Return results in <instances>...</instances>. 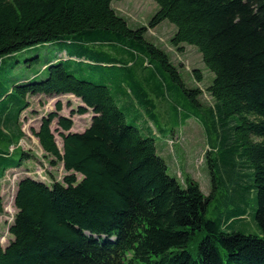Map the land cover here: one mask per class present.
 <instances>
[{"label":"trees","instance_id":"16d2710c","mask_svg":"<svg viewBox=\"0 0 264 264\" xmlns=\"http://www.w3.org/2000/svg\"><path fill=\"white\" fill-rule=\"evenodd\" d=\"M114 1L0 0V215L8 172L40 160L20 144L29 97L74 94L85 106L73 115L95 113L85 132L72 133L60 101L33 130L45 161L69 174L52 185L19 182L14 239L4 248L0 231V264H264V0H155L149 27L169 21L172 45L199 49L215 74L212 104L148 40L149 27L131 28ZM50 43L70 59H49L43 80L11 78L13 54ZM194 76L203 82L199 69ZM158 107L203 124L209 195L193 178L183 187L169 175L138 113L157 121Z\"/></svg>","mask_w":264,"mask_h":264},{"label":"rangeland","instance_id":"374dc122","mask_svg":"<svg viewBox=\"0 0 264 264\" xmlns=\"http://www.w3.org/2000/svg\"><path fill=\"white\" fill-rule=\"evenodd\" d=\"M113 7L134 29L149 27L150 21L159 10L155 0H115ZM176 32L177 27L174 24L164 21L155 28L149 27L147 37L149 41L162 47L170 54L173 62L180 67L187 86L190 88L200 87L204 91L202 101L212 104V97L207 89L213 84L215 74L206 66L203 55L196 46L185 44L176 47L172 45L171 40ZM181 47L183 48L181 49ZM54 56H57V59L52 64H57L59 60L70 59L66 52H58V44L50 43L13 54L7 61V69L16 66L10 73L12 79L19 78L22 81L21 78L32 77L33 80H43L48 74V66H45L44 63ZM196 69H199L203 74L204 80L201 83L195 80L194 70ZM29 99L31 107L22 116L24 131L27 135L20 144L25 150L35 153L40 160L27 161L21 168L10 170L4 180L3 197L6 211L4 215H0L1 241L4 246L8 245L11 238L14 239L9 232V227L13 224L17 213L15 195L20 180L31 176L52 185L54 181L63 182L64 177L69 174L64 169V164L52 166L50 160L45 161L44 150L39 139L34 136L33 130H39L42 119L50 112L56 111L57 103L60 101L64 105L61 114L72 117L75 122L73 131L82 132L85 128H89L94 115L91 110L84 116H72L73 112H76L83 104L72 94L37 95L29 97ZM122 107L127 114V122L143 129L144 124L139 121L137 113L125 109V106L121 105ZM138 113L143 114L149 122L152 129L149 136L156 140L158 154L166 161L169 175L177 178L183 187H186L188 177L193 178L200 184L203 193L209 195L212 190L211 173L206 160L209 145L203 124L195 117L180 119L175 111L165 115L166 112H163L159 107L157 121H150L144 110L139 109ZM52 127L56 132L57 143L62 149L63 140L60 136L62 129L57 131L58 120L53 123ZM82 179L83 176L78 174V180ZM212 210L213 207L209 212L210 216L213 213ZM252 232L257 233V230L252 229ZM189 250L195 257L197 256L196 245H191Z\"/></svg>","mask_w":264,"mask_h":264}]
</instances>
